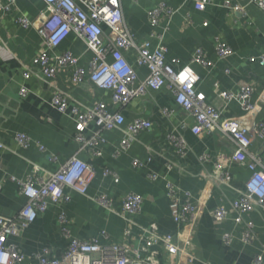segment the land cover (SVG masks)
Returning <instances> with one entry per match:
<instances>
[{
  "label": "crops",
  "instance_id": "0c3cea01",
  "mask_svg": "<svg viewBox=\"0 0 264 264\" xmlns=\"http://www.w3.org/2000/svg\"><path fill=\"white\" fill-rule=\"evenodd\" d=\"M224 1L227 0H209L203 10L195 8L194 0H121V5L135 40L150 38L153 44L162 43L167 48L165 62L173 69L178 70L188 63L197 49L204 51L213 66L193 65L200 77L197 91L205 95L207 103L221 111L225 129L245 127L252 135L249 151L258 152L262 140L254 128L264 119V66L259 63V56L264 54V10L250 0H228L245 7V14L240 15L226 9ZM161 2L175 8L176 12L169 18L163 17L158 26L153 27L147 12ZM44 5L43 0H17L11 11L0 14V215L12 217L21 208L24 197L19 193V181L27 178L33 164L45 173L57 169L58 164L50 160L51 154L62 162L77 153L81 160L94 166L95 177L86 195L67 188L68 202H50L48 208L38 213L20 234L9 237L8 241L25 256L21 264L37 263V255L51 257L65 249L68 240L61 232L58 219L61 212L72 236L81 240L104 230L107 238L102 239V243L135 246L141 238L142 228H149L151 224H155L161 234H174L177 224L171 217L167 181L189 191L196 206L190 250L197 258L209 264H254L253 258L262 252L264 243V209L255 207L243 215L254 224L256 239L250 243L240 239L243 225L232 220L233 214L222 223L215 222L212 217L216 207L229 208L245 190L250 170L239 162L248 163V155L239 151L221 132H191L193 120L176 104L167 87L147 90L123 109L126 123L143 117L152 124L149 130L138 133L126 151L114 155L122 137L120 130H102L94 122L84 134L89 138L99 131L105 139L99 146V155H93L89 148H79L74 139L75 120L71 112L63 114L52 105L54 91L66 94L71 106L91 107L103 101L113 109L115 107L110 90L96 87L89 79L93 53L74 33L52 52L69 51L77 56L86 72L82 81H74L70 67L65 66L57 67L53 78H46L39 66H33L30 78H24L25 67L32 64L43 40L34 26L23 27L16 19L24 16L32 21L43 11ZM152 33L161 38L151 36ZM218 41L231 47V56L221 59L217 55L215 45ZM128 56L138 79L145 78L148 70L135 64V50L129 51ZM173 59H177L178 64L173 63ZM242 83H251L254 87L250 113L236 100L226 104L215 91L218 85L220 90L236 93ZM22 87L27 91L24 96L20 94ZM164 109L171 114H165ZM19 132L30 137L28 148L16 143L14 136ZM171 135L185 140L187 151L184 156L171 143ZM204 153L209 156V161L199 159ZM133 159H138L142 165L132 166ZM219 160L224 162L232 177L227 184L215 182L211 177L215 162ZM106 169L116 173L118 181L110 174L106 175ZM151 173L159 177L151 180ZM128 192L143 198L137 213L122 210V198ZM101 194L111 199L112 210L97 202L96 198ZM125 228L130 231L128 236L123 233ZM224 232L233 236L229 244L222 241ZM158 256L163 261L161 253ZM175 264L189 263L179 259Z\"/></svg>",
  "mask_w": 264,
  "mask_h": 264
},
{
  "label": "built area",
  "instance_id": "2783aa9c",
  "mask_svg": "<svg viewBox=\"0 0 264 264\" xmlns=\"http://www.w3.org/2000/svg\"><path fill=\"white\" fill-rule=\"evenodd\" d=\"M43 11L37 18L30 21L24 16L17 17L16 21L23 27L34 26L43 40L42 48L36 53L32 64L25 67L24 78L28 79L33 73V66H39L41 73L46 78L56 75L57 67H70L74 81H82L85 77V69L79 64V58L69 51L52 52L70 34L74 33L86 48L93 53L89 64V79L100 89L110 90L114 109L103 101L96 102L91 107L81 108L70 105L66 94L55 90L52 96V105L61 113L71 112L75 120V141L79 148H89L93 155H99V146L105 141L94 132L89 138L85 137V131L90 123L94 122L102 130L118 129L122 132L119 145L114 150L117 156L126 151L139 132L149 130L151 121L143 117H136L130 122H125L123 109L136 97L142 96L147 90H159L162 87L170 89L174 100L180 108L193 120L190 126L191 132L201 134L203 132H221L231 140L236 148L248 155V163L240 160L250 170V175L245 183V190L240 197L231 202L230 207L223 205L212 211L215 222L222 223L230 218L235 223L242 224L243 229L240 239L244 243H250L256 239L253 222L243 217L255 207L264 209V119L255 128V134L262 140L258 152H250L252 135L245 127H232L225 129L222 126L221 111L205 100V95L197 91L199 74L193 65L209 68L213 62L203 50L197 49L191 60L175 70L165 62L167 48L160 42L153 44L150 38L137 42L133 33L128 28L123 15L121 0H43ZM195 8L203 10L209 0H194ZM17 0H0V14L9 12L15 6ZM264 10V0H250ZM223 6L230 12L240 15L245 14V7L231 1H224ZM107 9V11H105ZM176 12L172 6L159 3L155 8L148 10L147 16L153 27L158 26L163 17H171ZM205 24V23H204ZM106 28V30H105ZM151 36L161 38V35L152 33ZM135 50V64L145 66L148 74L142 80L138 79L134 64L129 61V51ZM215 51L221 59L232 55L230 46L224 42H217ZM178 64L177 59L172 60ZM259 63L264 66V54L259 56ZM189 68L198 78L195 81L186 79L183 83L179 80L180 73ZM139 81L137 86L135 83ZM191 84V87L188 85ZM216 94L229 104L233 100L241 103L243 110L252 112L251 97L254 87L251 83H242L239 91L234 93L215 88ZM26 88L20 89V94L25 95ZM167 115L171 111L164 109ZM233 128L235 130H233ZM16 143L28 148L31 139L24 133L14 136ZM170 141L177 152L184 156L187 144L183 137L171 135ZM2 147V144H0ZM43 150V148L41 147ZM201 161H209L207 154L199 156ZM50 160L57 163V169L52 172H44L37 164H33L31 173L24 181H19V193L24 197L21 208L12 217L0 215V255H6L4 264H21L25 260L17 247L8 241L10 236L18 235L27 228L36 218L38 213L44 212L50 202L54 204L65 203L70 200L66 189L86 195L89 185L95 177L94 166L81 160L75 153L66 160L60 162L55 155H50ZM142 163L138 159L132 160V166L139 167ZM169 167V165H168ZM45 173V174H44ZM104 173L110 174L114 181H118V175L108 169ZM159 176L149 174L151 180ZM215 182L227 184L232 177L223 161L215 162V169L211 174ZM2 182L0 181V190ZM58 194L54 195L56 190ZM35 193L34 195L32 193ZM166 192L169 199L171 217L177 224L174 234H161L155 224L149 228H142L141 238L137 245L128 243H102L107 238V233L102 230L87 240H81L72 236L67 227V219L61 212L58 216L61 232L68 240L65 249L51 257L36 256L37 263L28 264H175L179 259L189 264H209L197 258L190 250L191 234L195 230L196 206L192 201L189 191L180 189L174 183L166 182ZM142 197L135 192H128L122 198V210L127 213H137L141 209ZM102 206L112 210L111 199L105 194L96 198ZM124 235L130 231L125 228ZM232 234L224 232L222 241L229 244ZM264 243L262 252L255 254L254 264H264ZM163 261L159 258V254Z\"/></svg>",
  "mask_w": 264,
  "mask_h": 264
},
{
  "label": "clouds",
  "instance_id": "9594fccd",
  "mask_svg": "<svg viewBox=\"0 0 264 264\" xmlns=\"http://www.w3.org/2000/svg\"><path fill=\"white\" fill-rule=\"evenodd\" d=\"M113 3H115V0H113ZM106 11V10H105ZM198 77L195 76L189 68H185L179 75V80L181 83H183L186 79H190L191 81H195ZM188 87H191V84L188 85ZM233 130H235L233 128ZM59 190L57 189L54 195L58 194ZM35 194L34 192L32 193ZM3 237H0V240H2ZM7 260L6 255H0V264H4V262Z\"/></svg>",
  "mask_w": 264,
  "mask_h": 264
},
{
  "label": "snow or ice",
  "instance_id": "6c2138e0",
  "mask_svg": "<svg viewBox=\"0 0 264 264\" xmlns=\"http://www.w3.org/2000/svg\"><path fill=\"white\" fill-rule=\"evenodd\" d=\"M112 3H113V0H112ZM115 3H116V0H115ZM115 3H113V4H115ZM106 11H107V9H105Z\"/></svg>",
  "mask_w": 264,
  "mask_h": 264
}]
</instances>
